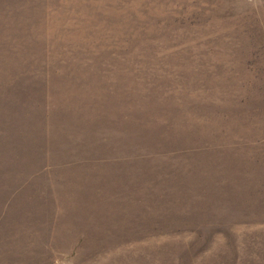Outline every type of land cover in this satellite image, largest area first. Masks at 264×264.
<instances>
[{"label": "rangeland", "instance_id": "1", "mask_svg": "<svg viewBox=\"0 0 264 264\" xmlns=\"http://www.w3.org/2000/svg\"><path fill=\"white\" fill-rule=\"evenodd\" d=\"M0 264H264V0H0Z\"/></svg>", "mask_w": 264, "mask_h": 264}]
</instances>
